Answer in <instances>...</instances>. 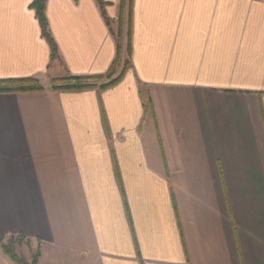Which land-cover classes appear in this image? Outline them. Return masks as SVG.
<instances>
[{"label": "crops", "instance_id": "0c3cea01", "mask_svg": "<svg viewBox=\"0 0 264 264\" xmlns=\"http://www.w3.org/2000/svg\"><path fill=\"white\" fill-rule=\"evenodd\" d=\"M0 0V246L36 264H264V0ZM91 83L95 81L90 80ZM0 264H13L1 251Z\"/></svg>", "mask_w": 264, "mask_h": 264}, {"label": "trees", "instance_id": "16d2710c", "mask_svg": "<svg viewBox=\"0 0 264 264\" xmlns=\"http://www.w3.org/2000/svg\"><path fill=\"white\" fill-rule=\"evenodd\" d=\"M45 1L46 0H34L31 7L35 11L36 18L38 19V22L40 24L42 37L46 40V42L49 45L50 48V61L53 62L58 58L57 48L50 37L48 31H47V23L44 16V7H45ZM98 4L100 5V8H103V4L100 0H97ZM122 1V9L123 12L127 13V23L129 27V5L130 0H121ZM123 12L121 13L120 19H122ZM119 46H118V54L116 61L112 65L111 69L104 75L99 76L95 78H82V77H71L66 76L57 82L58 84H55L52 86L53 90H83L87 89L89 87H92L96 85L97 83H101L104 80H109L108 83L101 84L100 88H105L107 86L112 85L115 83L119 77L115 76L116 68L115 64L118 62L119 58ZM124 67L120 69V72H122ZM120 74V73H119ZM90 80L95 81L94 83H91ZM33 90H42V88L39 86L37 81L35 80H22V81H9V82H0V92H28ZM25 242L26 245H29V240H26L23 237L20 236H11L8 239H6L0 246L1 251L3 254L13 263V264H36L39 259V247L34 251V253L31 254L30 261H27L23 257L18 255V248Z\"/></svg>", "mask_w": 264, "mask_h": 264}, {"label": "rangeland", "instance_id": "374dc122", "mask_svg": "<svg viewBox=\"0 0 264 264\" xmlns=\"http://www.w3.org/2000/svg\"><path fill=\"white\" fill-rule=\"evenodd\" d=\"M122 19H119L117 23L113 26L115 36L118 40L119 44V58L118 62L115 64L116 73L115 75L120 73V69L123 67L126 68L129 65L128 53H129V28L127 23V13L123 12ZM60 79H52L51 80V88L55 84H58ZM38 83V82H37ZM37 249V245L29 241V245H26L25 242L18 248V255L30 261L31 254Z\"/></svg>", "mask_w": 264, "mask_h": 264}]
</instances>
